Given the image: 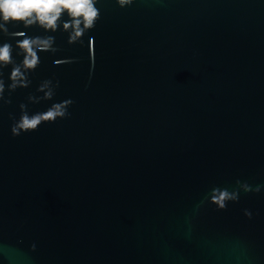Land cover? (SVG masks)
Wrapping results in <instances>:
<instances>
[{"label": "water", "instance_id": "95a60500", "mask_svg": "<svg viewBox=\"0 0 264 264\" xmlns=\"http://www.w3.org/2000/svg\"><path fill=\"white\" fill-rule=\"evenodd\" d=\"M94 7L0 14V264H264V0Z\"/></svg>", "mask_w": 264, "mask_h": 264}, {"label": "clouds", "instance_id": "9594fccd", "mask_svg": "<svg viewBox=\"0 0 264 264\" xmlns=\"http://www.w3.org/2000/svg\"><path fill=\"white\" fill-rule=\"evenodd\" d=\"M121 5L127 4L130 0H119ZM67 9L72 17H81L85 27H91L97 17V9L94 7V0H0V14L4 20L12 18L13 20H25L31 18L35 13V19L42 24L53 27L60 13ZM79 25L80 20H76ZM27 48L28 45L25 44ZM30 51V50H29ZM8 59L7 48L0 49V60ZM36 58L33 54L32 60H25L29 67L35 66ZM63 105H55L43 114H37L32 117L24 115L18 126L13 128V132L18 134V129L33 130L38 127L42 121L55 120L58 116H63ZM223 197H221L222 199Z\"/></svg>", "mask_w": 264, "mask_h": 264}]
</instances>
